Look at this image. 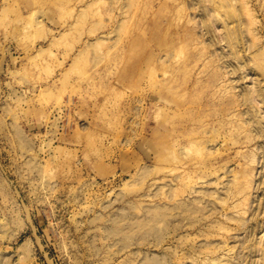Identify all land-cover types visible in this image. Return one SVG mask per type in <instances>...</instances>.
Returning <instances> with one entry per match:
<instances>
[{
    "label": "rangeland",
    "instance_id": "rangeland-1",
    "mask_svg": "<svg viewBox=\"0 0 264 264\" xmlns=\"http://www.w3.org/2000/svg\"><path fill=\"white\" fill-rule=\"evenodd\" d=\"M0 264H264V0H0Z\"/></svg>",
    "mask_w": 264,
    "mask_h": 264
}]
</instances>
